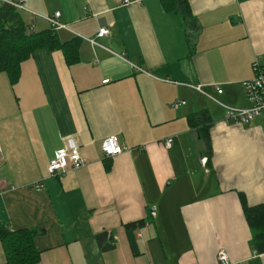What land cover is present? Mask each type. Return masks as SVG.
<instances>
[{"label":"crops","instance_id":"crops-1","mask_svg":"<svg viewBox=\"0 0 264 264\" xmlns=\"http://www.w3.org/2000/svg\"><path fill=\"white\" fill-rule=\"evenodd\" d=\"M189 2L193 27L162 0L25 3L34 30L53 28L46 16L59 11L69 24L59 38L82 39L76 64L39 49L15 84L0 72V225L38 231L37 264H219L220 248L231 264H264L240 199L264 202V117L226 122L223 106L249 105L242 82L256 57L264 64V0ZM101 27L110 33L97 38ZM201 110L212 118L211 164L189 121ZM111 135L126 149L108 157ZM67 137L86 162L49 176ZM141 218L129 237L125 224Z\"/></svg>","mask_w":264,"mask_h":264},{"label":"trees","instance_id":"trees-1","mask_svg":"<svg viewBox=\"0 0 264 264\" xmlns=\"http://www.w3.org/2000/svg\"><path fill=\"white\" fill-rule=\"evenodd\" d=\"M168 11L181 16L184 26H195L189 0H162ZM82 39L74 36L61 40L55 28L34 30L26 24L19 9L6 0H0V72H6L11 84H15L21 75V64L39 49H60L69 65L76 64L81 58ZM192 126H197L201 136L207 141V164L212 162V143L209 136L211 115L201 110L189 115ZM244 216L252 230V248L257 253H264V202L250 205L246 195L240 192ZM146 219L130 221L125 224L129 237L134 231L144 227ZM41 230L40 232H42ZM38 231L32 228L10 229L0 225V240L5 251L6 264H37L41 251L37 248L35 238ZM108 232L99 236L102 247L107 241ZM105 247V248H107Z\"/></svg>","mask_w":264,"mask_h":264},{"label":"built area","instance_id":"built-area-1","mask_svg":"<svg viewBox=\"0 0 264 264\" xmlns=\"http://www.w3.org/2000/svg\"><path fill=\"white\" fill-rule=\"evenodd\" d=\"M18 9L22 8L28 0H8ZM121 3H129L132 0H120ZM25 8V6H24ZM23 8V9H24ZM60 12L57 11L54 15L46 16V19L51 23V26L55 29L68 28L67 23H63L59 20ZM110 33L109 27H101L96 34L98 37H103ZM96 39H93V43H96ZM137 70L145 71L142 66L135 65ZM253 69L255 71L254 77L246 79L242 82L245 94L249 101V105L246 107H236L230 105H223L226 109L225 121L237 122V123H250L257 117H264V64L259 57H256L253 62ZM109 79H105L107 82ZM197 91L203 93L207 97L217 100L216 97L204 88L201 83L191 85ZM219 93L223 92L221 85H214ZM184 99L175 102L174 106L178 107L184 104ZM66 144L63 148L56 151L54 157L49 161L47 166V172L49 176H57L68 171L70 168L77 169L83 166L86 162L85 157L81 153V146L73 137H67L65 139ZM173 138L170 137L166 141V145L170 146ZM101 149L103 153L112 157L123 152L126 147L121 145L116 135H111L103 140ZM36 189L41 188V184H35ZM14 188V187H12ZM2 186L0 184V192ZM110 236V235H109ZM219 264H231L230 257L224 248H220L218 251Z\"/></svg>","mask_w":264,"mask_h":264},{"label":"rangeland","instance_id":"rangeland-1","mask_svg":"<svg viewBox=\"0 0 264 264\" xmlns=\"http://www.w3.org/2000/svg\"><path fill=\"white\" fill-rule=\"evenodd\" d=\"M25 6V5H24ZM24 6L22 8L19 9V12L21 13V15L24 17L25 21H29L30 19V13L26 10H24ZM26 7V6H25ZM27 8V7H26ZM3 87V85H0V88Z\"/></svg>","mask_w":264,"mask_h":264}]
</instances>
